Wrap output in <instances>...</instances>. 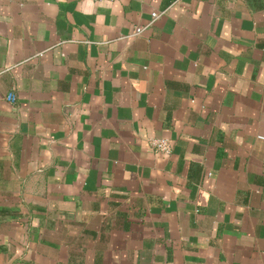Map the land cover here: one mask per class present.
Masks as SVG:
<instances>
[{
    "label": "crops",
    "instance_id": "1",
    "mask_svg": "<svg viewBox=\"0 0 264 264\" xmlns=\"http://www.w3.org/2000/svg\"><path fill=\"white\" fill-rule=\"evenodd\" d=\"M260 135L264 0H0V264H264Z\"/></svg>",
    "mask_w": 264,
    "mask_h": 264
},
{
    "label": "built area",
    "instance_id": "2",
    "mask_svg": "<svg viewBox=\"0 0 264 264\" xmlns=\"http://www.w3.org/2000/svg\"><path fill=\"white\" fill-rule=\"evenodd\" d=\"M162 12L154 11L153 12V21L159 17ZM147 25H138L135 27L133 34H140ZM264 139V135H260ZM151 146L158 152L168 155L172 151V143L170 139L166 136H152L149 138Z\"/></svg>",
    "mask_w": 264,
    "mask_h": 264
}]
</instances>
